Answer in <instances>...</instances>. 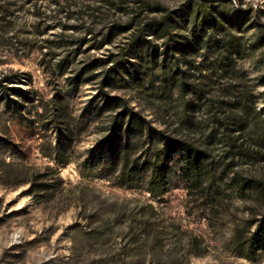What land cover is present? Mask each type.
<instances>
[{
  "label": "rangeland",
  "instance_id": "rangeland-1",
  "mask_svg": "<svg viewBox=\"0 0 264 264\" xmlns=\"http://www.w3.org/2000/svg\"><path fill=\"white\" fill-rule=\"evenodd\" d=\"M262 118L264 0H0V264H264Z\"/></svg>",
  "mask_w": 264,
  "mask_h": 264
},
{
  "label": "trees",
  "instance_id": "trees-1",
  "mask_svg": "<svg viewBox=\"0 0 264 264\" xmlns=\"http://www.w3.org/2000/svg\"><path fill=\"white\" fill-rule=\"evenodd\" d=\"M156 31L149 30V32H142V36L140 39H143V42L147 41V36L155 34ZM158 35V34H157ZM162 35H159L158 37H161ZM139 39H136L134 44L135 46H138ZM110 38H101L99 40V46L104 45L107 42H110ZM133 47V46H132ZM129 58H124V60H116L112 62L111 64H125L128 63ZM176 61V64H162L163 68L169 69V71L172 74L177 73H183L182 70H179ZM169 67V68H168ZM176 67V68H175ZM181 89H184L183 83L180 84ZM236 105L234 106V111H230V114L227 115L230 119V123L235 125L237 128L245 127L247 125L246 117L243 116V112H245V115H247V108L246 107H239L240 100H236ZM226 105L223 101L220 102V106ZM230 105H228V108L231 109ZM243 110V112H241ZM252 112L254 115L257 114L258 111H256L254 108H252ZM216 115V114H214ZM133 117H131L132 119ZM244 118V119H242ZM264 120V118H262ZM182 121V120H181ZM184 121V120H183ZM262 128L264 130V124H262ZM210 137H212L214 134L210 133ZM162 145L157 148L155 151L153 157L150 160V175L148 179V191L153 197H158L165 193L168 186V180H169V174L172 169L170 160L172 157V153L176 152L177 149L182 150L183 156H182V164L180 166V170L182 174L187 179H200L203 174V166L202 161L205 158V152L201 150L200 148L194 146L193 144L183 141V140H177V139H169L168 137L162 135ZM109 145H112V139L109 137L106 139ZM133 168L128 169V173L126 175H129L130 171H132ZM253 237H251L247 243L246 246V253L244 254L247 258H252L259 250H264V216L260 219L258 222L255 230L253 231Z\"/></svg>",
  "mask_w": 264,
  "mask_h": 264
}]
</instances>
